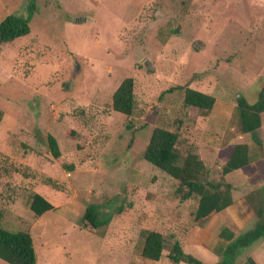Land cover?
Wrapping results in <instances>:
<instances>
[{
    "label": "rangeland",
    "instance_id": "1",
    "mask_svg": "<svg viewBox=\"0 0 264 264\" xmlns=\"http://www.w3.org/2000/svg\"><path fill=\"white\" fill-rule=\"evenodd\" d=\"M21 14L30 33L0 44L2 227L30 233L36 264H174L166 251L142 259L140 231L185 230L197 201L179 199L177 181L142 152L162 128L179 134L178 149L197 154L211 180L242 179L220 173L234 144L264 166V113L253 140L237 131L235 112L239 97L253 104L264 89V0H0V21ZM127 77L131 117L111 109ZM186 84L214 97L209 113L185 106L179 90L165 93ZM254 177L264 179V167ZM35 193L53 205L40 217L29 210ZM118 203L108 226L80 230L87 207L112 215Z\"/></svg>",
    "mask_w": 264,
    "mask_h": 264
},
{
    "label": "trees",
    "instance_id": "2",
    "mask_svg": "<svg viewBox=\"0 0 264 264\" xmlns=\"http://www.w3.org/2000/svg\"><path fill=\"white\" fill-rule=\"evenodd\" d=\"M34 6V5H33ZM29 18L21 15H8L0 21V44L10 43L17 38L30 33ZM135 84L131 77L123 79L111 96V109L114 112L131 117L136 106ZM181 91L183 104L195 108L203 116L209 113L215 104L213 96L185 86L169 88L165 93ZM237 131L240 134H252L261 126V116L264 113V89L259 91L256 102L250 104L243 97L236 101ZM4 112L0 110V123ZM39 132V131H37ZM44 142L54 159L61 156L57 140L51 134L44 136ZM179 134L162 128H154L143 152L142 159L154 166L175 181L178 186L176 196L183 200H196V206L191 213L192 226L205 225L214 215L232 204V186L224 180H211L210 172L193 152L182 153L178 149ZM256 161L251 155L247 144H234L229 156L221 168V176L225 177L234 170L246 167ZM116 199H118L116 197ZM256 217L253 229L244 233L229 243L218 264H235L234 259L238 251L248 247L259 239H264V185L244 197ZM53 209L52 203L43 195L35 193L31 197L29 210L35 217ZM123 206L118 203V210L113 213L102 212L95 206L86 208L79 223L81 231L95 234L101 227H106L112 219L122 212ZM106 216L99 221L98 214ZM0 212V260L6 264H36V254L33 240L27 231L11 232L1 225ZM142 245L139 255L142 259L159 261L164 251L167 259L174 264H206L196 257L183 251L180 242L174 234L163 235L161 232L143 229L140 231Z\"/></svg>",
    "mask_w": 264,
    "mask_h": 264
},
{
    "label": "crops",
    "instance_id": "3",
    "mask_svg": "<svg viewBox=\"0 0 264 264\" xmlns=\"http://www.w3.org/2000/svg\"><path fill=\"white\" fill-rule=\"evenodd\" d=\"M258 162L254 161L244 168L234 170V173L241 172L242 179L231 177L228 182L224 181L232 186L230 206L214 215L203 226H189L185 230L174 231V236L185 253L200 259L203 263L218 264L227 245L246 232L247 225L254 228L256 217L244 201V197L264 185V179L254 177L264 167L263 164L257 166L260 165ZM246 168L250 170L244 172ZM239 264H264V240L258 242L242 257Z\"/></svg>",
    "mask_w": 264,
    "mask_h": 264
},
{
    "label": "water",
    "instance_id": "4",
    "mask_svg": "<svg viewBox=\"0 0 264 264\" xmlns=\"http://www.w3.org/2000/svg\"><path fill=\"white\" fill-rule=\"evenodd\" d=\"M78 69H79V65L76 64V65H75V71H77Z\"/></svg>",
    "mask_w": 264,
    "mask_h": 264
}]
</instances>
